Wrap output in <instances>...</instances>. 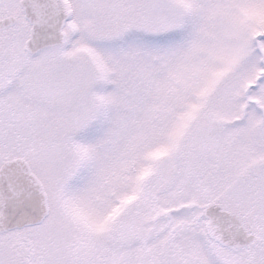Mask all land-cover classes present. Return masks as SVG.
Instances as JSON below:
<instances>
[{"label":"snow or ice","instance_id":"1","mask_svg":"<svg viewBox=\"0 0 264 264\" xmlns=\"http://www.w3.org/2000/svg\"><path fill=\"white\" fill-rule=\"evenodd\" d=\"M0 264H264V0H0Z\"/></svg>","mask_w":264,"mask_h":264}]
</instances>
